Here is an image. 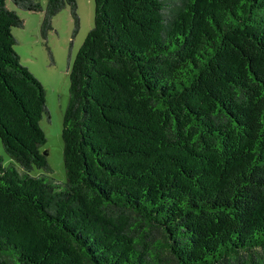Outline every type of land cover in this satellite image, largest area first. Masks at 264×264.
I'll return each mask as SVG.
<instances>
[{"label":"trees","instance_id":"obj_1","mask_svg":"<svg viewBox=\"0 0 264 264\" xmlns=\"http://www.w3.org/2000/svg\"><path fill=\"white\" fill-rule=\"evenodd\" d=\"M52 19L76 0H0V264H264V0H93L68 64L65 183L39 80L7 2Z\"/></svg>","mask_w":264,"mask_h":264},{"label":"rangeland","instance_id":"obj_2","mask_svg":"<svg viewBox=\"0 0 264 264\" xmlns=\"http://www.w3.org/2000/svg\"><path fill=\"white\" fill-rule=\"evenodd\" d=\"M45 6L47 0H37ZM79 17L78 29L74 31V20L68 7L58 12L52 19V30L47 40H43L39 32L40 13H30L15 8L10 1L7 7L15 10L24 21L22 28H12L16 38L14 51L19 55L20 63L36 77L45 92V103L49 118L44 116L40 125L45 133L46 142L40 148L45 153L50 172L34 168L31 176L45 175L51 181L63 184L66 181L63 166V141L61 138L62 119L68 102L69 80L68 64H71L78 48L93 26V0H76ZM0 157L5 167L19 166L3 151L0 143Z\"/></svg>","mask_w":264,"mask_h":264}]
</instances>
